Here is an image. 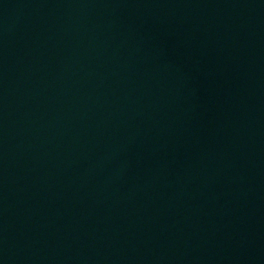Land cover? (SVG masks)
<instances>
[{
  "label": "water",
  "instance_id": "water-1",
  "mask_svg": "<svg viewBox=\"0 0 264 264\" xmlns=\"http://www.w3.org/2000/svg\"><path fill=\"white\" fill-rule=\"evenodd\" d=\"M0 264H264V0H0Z\"/></svg>",
  "mask_w": 264,
  "mask_h": 264
}]
</instances>
